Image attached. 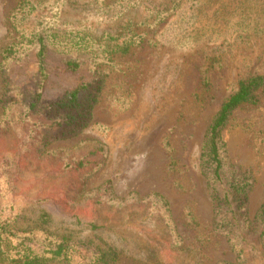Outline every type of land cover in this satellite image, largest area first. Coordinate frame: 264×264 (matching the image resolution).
Listing matches in <instances>:
<instances>
[{
    "label": "rangeland",
    "instance_id": "374dc122",
    "mask_svg": "<svg viewBox=\"0 0 264 264\" xmlns=\"http://www.w3.org/2000/svg\"><path fill=\"white\" fill-rule=\"evenodd\" d=\"M36 1L41 6L55 0ZM109 1H58V39L88 26L93 15L102 26ZM243 1L210 0L198 21L170 43L159 42L157 35H173L175 18L150 30L138 26L143 40L126 55L99 63L88 52L74 72L66 70L64 59L77 55L48 47L46 99L82 78L101 81L89 124L74 135L68 124L49 119L44 105L26 117L39 82L35 50L21 48L8 61L2 53L22 42L21 30L34 26L36 11H17L20 0H0V212L19 216L21 226L40 228L32 219L43 210L49 221L41 227L53 236L101 246L114 240L124 250L119 264H264V236L263 243L253 244L257 253L248 233V221L264 206V93L234 109L220 131L225 175L235 173L249 188L236 220L222 214L218 225L212 177L200 162L207 126L223 99L237 80L264 73V14L263 31L255 35L236 33L224 20H232L230 13ZM224 7L228 15L217 11ZM133 14L140 20L139 13ZM211 49L222 51L224 59L205 79L200 65ZM106 183L116 197L156 193L167 207L149 208L145 200L118 209L109 193L103 194ZM242 233L245 239L237 236Z\"/></svg>",
    "mask_w": 264,
    "mask_h": 264
},
{
    "label": "trees",
    "instance_id": "16d2710c",
    "mask_svg": "<svg viewBox=\"0 0 264 264\" xmlns=\"http://www.w3.org/2000/svg\"><path fill=\"white\" fill-rule=\"evenodd\" d=\"M60 0L38 6V1L20 0L15 9L28 12L36 11L34 14L35 24L32 28L21 30V43H14L3 50L5 61L17 57L19 49L31 48L35 50L39 82L32 93L26 109V117L34 112L37 105L45 106V114L56 124H68L69 131L74 135L89 124L91 111L97 101L102 89L101 81L80 79L76 85L66 90L56 98L46 99L44 97L45 83L48 72L45 68L44 58L46 51L53 47L58 53L65 55H77V59L67 57L64 59L66 70L76 71L81 66V56L92 53L97 62L102 60L111 63L112 57L118 55L123 57L132 47H137L143 40V33L135 28L144 26L147 30L154 28L157 24L167 21L170 17L175 18L171 24L176 26L172 35L169 32H161L157 40L161 43L175 41L177 35L184 29L191 28L197 21L210 0H110L105 4L108 9L105 22L99 26V20L91 19L88 26L79 25L70 35L59 38L57 21L58 11L54 7ZM230 13L232 20L224 18L227 24L232 23L236 33L255 35L263 31L262 15L264 14V0H244ZM238 10V11H237ZM217 11H223L228 15L229 8L224 7ZM135 14H140V20L135 21ZM133 14V16H130ZM98 15V14H97ZM125 18L121 22V17ZM14 17V14H13ZM26 16H22L25 18ZM102 19V18H101ZM94 22L96 23L93 28ZM102 29V30H100ZM100 30V31H99ZM232 30V31H233ZM179 31V32H177ZM198 31H200L198 29ZM196 31V32H198ZM97 33V34H96ZM145 34V32H144ZM23 45V46H20ZM49 47V48H48ZM212 53L205 56L200 65V72L205 79L209 72L224 59V54L218 49H211ZM264 93V73L252 74L237 80V87L223 99L220 107L212 119L204 136L202 143L200 162L203 172L208 171L212 177L210 194L214 209L218 217V225L223 224L222 214H229L236 220L235 212L244 206L245 195L249 188L236 180L235 173L225 175V163L223 160V144L220 131L227 124L234 109L245 103H255L257 96ZM26 118H23L25 122ZM30 130L29 132H31ZM225 175V176H224ZM227 182L228 186L223 184ZM221 186V189L219 188ZM103 194L109 193V199L114 200L118 209L125 203L150 202V207L157 205L167 207V201L159 194L153 193L146 197H139L137 193L130 197L119 198L111 191L110 185L102 184ZM148 208V209H149ZM235 215V216H234ZM253 222L248 221V233H252V249L260 253L253 244L263 243L264 236V206L255 215ZM48 213L40 210L33 225L38 227L21 226L20 217L17 215H4L0 212V264H119L123 248L115 246V241L101 246L93 241L73 239L69 236H53L42 229L41 224L49 220ZM97 230L101 226L91 225ZM261 229V230H260ZM41 231V234L39 233ZM98 234V233H97ZM112 234L117 235L116 231ZM241 239L246 238V233L238 234ZM119 237L122 238L119 233ZM244 250L241 246L239 252ZM145 264V263H142ZM239 264V262H238Z\"/></svg>",
    "mask_w": 264,
    "mask_h": 264
}]
</instances>
